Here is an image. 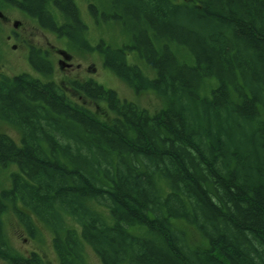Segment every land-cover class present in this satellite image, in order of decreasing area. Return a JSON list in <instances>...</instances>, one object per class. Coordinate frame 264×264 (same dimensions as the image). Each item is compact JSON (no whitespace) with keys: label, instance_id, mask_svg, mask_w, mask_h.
Here are the masks:
<instances>
[{"label":"trees","instance_id":"16d2710c","mask_svg":"<svg viewBox=\"0 0 264 264\" xmlns=\"http://www.w3.org/2000/svg\"><path fill=\"white\" fill-rule=\"evenodd\" d=\"M75 2H55V23L42 9L46 28L159 104L76 85L93 110L66 85L0 80V123L20 135L0 134V260L48 264L10 246L11 205L57 264H87L85 246L100 264H264V0H88L126 38L94 48Z\"/></svg>","mask_w":264,"mask_h":264},{"label":"rangeland","instance_id":"374dc122","mask_svg":"<svg viewBox=\"0 0 264 264\" xmlns=\"http://www.w3.org/2000/svg\"><path fill=\"white\" fill-rule=\"evenodd\" d=\"M171 1H174L175 3L179 4L182 3V1L186 0ZM77 3L80 9L79 12L81 14V19L87 26V38L89 42L96 45L99 40H103L105 43L111 46L120 47L121 44L126 41V38L118 27V25H96L95 20L93 18L91 19L86 14V11L83 6V0H77ZM5 15L8 16V18H10L11 20L19 19L13 12H11L10 16L7 12L5 13ZM6 34L7 32L5 33L4 31H0V35H2L4 39L6 37ZM29 42L31 45H35L42 49H50L51 45L57 47V49H65L66 52L71 56L69 59L70 62L75 67H78L75 68V71L72 72V75H74V73H81L84 75L79 76V78L94 77L97 81L103 84L102 86H104L105 88L115 90L119 97L122 99L132 101L138 104L139 106L148 107L150 109L155 107V105L159 104L158 99L154 94L150 92H134L123 81H121L120 78L116 77L110 70L104 68L102 64V56L98 52L82 53L71 50L67 44L61 43L60 40L58 41L54 39L51 35H49L47 31L42 32V30L40 29L38 30L36 36L32 38ZM3 43H5L4 46ZM3 43L0 41V47L1 49L3 48L5 52L6 49H9L7 46L8 42L4 41ZM14 45L20 46L18 42H14ZM15 51V53L13 52L10 55L8 54L11 60V67H7L9 70L10 68H12L10 71L11 73H9L12 75V73H16L15 71L21 70L30 72L29 68L22 60L21 54L24 55V50L21 51L17 49ZM17 54H19L18 56L21 58L22 61H19L15 58V55ZM131 55L134 56V54ZM131 57L132 56H128V58ZM14 65H18L19 67L13 68ZM61 75L64 76V74ZM61 75H55V77L58 79L61 78ZM70 98H75L73 99L74 101L80 104L84 103L88 108L93 110L97 105V103L94 104L93 102L85 98H81V100H78L77 96L74 95H70ZM2 133L12 138L13 141H19V132H17V130L13 127H10L4 123H0V134ZM16 144L20 145V142ZM8 172L9 170H7L6 173L0 175V191L4 190V188L8 186ZM14 206H16L17 209L23 210L19 203H16ZM2 218L5 223V231L9 244L17 253L21 254L22 256H26L33 251L38 252L48 264H57L58 261L52 247V235L47 229L41 226V224L39 225L38 222L35 220V223L38 224L39 231L38 235H36L34 238L31 237L27 230L24 228V226L16 218V215L13 212V207L11 205L8 206L7 212L3 215ZM85 247L86 248L84 250L87 259V264H100L97 256L90 249V247ZM0 264L6 263L0 260Z\"/></svg>","mask_w":264,"mask_h":264},{"label":"flooded vegetation","instance_id":"af4514ba","mask_svg":"<svg viewBox=\"0 0 264 264\" xmlns=\"http://www.w3.org/2000/svg\"><path fill=\"white\" fill-rule=\"evenodd\" d=\"M54 1L60 2L61 0H46L44 2L45 6L43 4L41 8V12L39 14L32 15L29 12L31 7L26 2V0H0V31L2 32L4 31L5 33L7 32L5 39L3 38L2 35H0V41L2 43L4 41L8 42L7 46L9 48L6 49V51L4 52L3 48L1 49L0 47V80H2L3 78H14L17 76L27 74L39 80L42 83H49V84L52 83V85H60V86L66 85V87L63 88L65 94L68 97H70V95L77 96L80 95V93L77 89L74 88L76 85H88L89 82L94 83L96 85H103V84L97 81L94 77L79 78V76L84 75L81 73H74V75H72V72L75 71V68L78 67H75L70 62L69 59L71 56L66 52L65 49H61V48L57 49V47L53 45H51L50 49H42L35 45H31L29 42L32 38L36 36L38 30L40 29L42 30V32L47 31L49 35H51L54 39L58 41L60 40L61 43L67 44L66 43L67 40L65 37L59 36L55 31L48 30L46 28L47 25L46 26L44 25V17L42 15V11H43L42 9L44 10L47 9L48 13L50 14V18H49L50 22L49 21L47 22L55 23L53 16H55L56 13H58V11L54 7L55 5ZM87 2L88 0H83V6L86 11V14L91 19L93 18L95 20L96 25H100V26L103 25V20L100 18V15L98 13L97 16L95 17L91 15L90 9L88 7L90 2L88 3ZM6 12L8 13L9 16L11 15V12H13L16 15V17H18L19 19L11 20L10 18H8V16L5 15ZM62 22L63 21L59 19L56 23L59 25ZM83 24L86 26L84 22ZM102 41L103 40H99V42ZM14 42H18L20 46L14 45ZM89 43L94 48L95 44H92L91 42ZM4 44L5 43H3V46ZM17 49L21 51L24 50V55L21 54L22 60L29 68L30 72L21 70V71H15L16 73H12L11 75L10 71L12 68H10V70L8 69V67H11V60L9 58V55L12 54L13 52L15 53L16 52L15 50ZM73 50L78 51L75 49ZM35 51L37 52L39 51L40 54L35 53ZM78 52L88 53V51H81V50H79ZM32 53L35 54L32 55ZM19 54L15 55V58L19 61H22L21 58L18 56ZM14 67H19V66L14 65L13 68ZM43 71H45V74L42 73ZM59 74L60 75L64 74V76L61 75V78L57 79L55 75H59ZM81 98L82 96H78V99Z\"/></svg>","mask_w":264,"mask_h":264}]
</instances>
